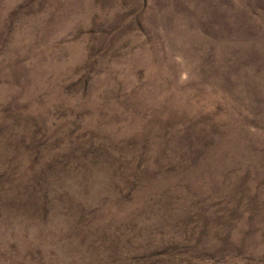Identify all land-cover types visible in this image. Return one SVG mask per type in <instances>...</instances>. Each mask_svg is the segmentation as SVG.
<instances>
[{"label": "rangeland", "instance_id": "374dc122", "mask_svg": "<svg viewBox=\"0 0 264 264\" xmlns=\"http://www.w3.org/2000/svg\"><path fill=\"white\" fill-rule=\"evenodd\" d=\"M0 264H264V0H0Z\"/></svg>", "mask_w": 264, "mask_h": 264}]
</instances>
